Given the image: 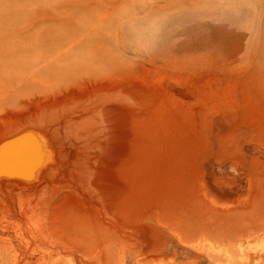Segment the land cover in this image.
<instances>
[{
    "label": "rangeland",
    "instance_id": "obj_1",
    "mask_svg": "<svg viewBox=\"0 0 264 264\" xmlns=\"http://www.w3.org/2000/svg\"><path fill=\"white\" fill-rule=\"evenodd\" d=\"M0 264H264V0H0Z\"/></svg>",
    "mask_w": 264,
    "mask_h": 264
},
{
    "label": "bare ground",
    "instance_id": "obj_2",
    "mask_svg": "<svg viewBox=\"0 0 264 264\" xmlns=\"http://www.w3.org/2000/svg\"><path fill=\"white\" fill-rule=\"evenodd\" d=\"M23 6L24 7H26V2L24 1L23 2ZM111 21V20H110ZM49 40L48 41H46V44L47 45H44L43 46V48H45V49H49L47 52H55V51H57L58 49H59V46H57V45H55V42L54 41H51L52 40V38H50V37H47ZM31 45H33L32 43H29V44H27V46H28V48L30 49V47H32ZM27 49V48H26ZM25 52V51H24ZM28 54V53H27ZM29 56H26L25 58H28ZM14 66V65H13ZM20 153V155L22 156V157H24V159H25V156H27V154L25 153L24 155H22L23 153L22 152H19ZM19 153H17V154H19ZM24 161V160H23Z\"/></svg>",
    "mask_w": 264,
    "mask_h": 264
}]
</instances>
